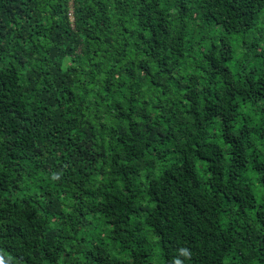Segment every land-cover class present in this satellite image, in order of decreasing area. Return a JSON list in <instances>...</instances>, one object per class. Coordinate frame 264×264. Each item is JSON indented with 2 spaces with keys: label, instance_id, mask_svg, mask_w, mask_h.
Returning a JSON list of instances; mask_svg holds the SVG:
<instances>
[{
  "label": "trees",
  "instance_id": "trees-1",
  "mask_svg": "<svg viewBox=\"0 0 264 264\" xmlns=\"http://www.w3.org/2000/svg\"><path fill=\"white\" fill-rule=\"evenodd\" d=\"M264 264V0H0V264Z\"/></svg>",
  "mask_w": 264,
  "mask_h": 264
},
{
  "label": "clouds",
  "instance_id": "clouds-1",
  "mask_svg": "<svg viewBox=\"0 0 264 264\" xmlns=\"http://www.w3.org/2000/svg\"><path fill=\"white\" fill-rule=\"evenodd\" d=\"M192 257V251L188 247H179L175 249V254L172 256V259L169 261V264H185V261H190Z\"/></svg>",
  "mask_w": 264,
  "mask_h": 264
}]
</instances>
